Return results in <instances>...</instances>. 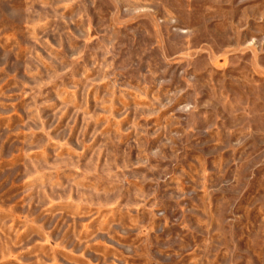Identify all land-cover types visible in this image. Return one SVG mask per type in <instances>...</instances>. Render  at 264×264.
Here are the masks:
<instances>
[{
    "label": "rangeland",
    "instance_id": "obj_1",
    "mask_svg": "<svg viewBox=\"0 0 264 264\" xmlns=\"http://www.w3.org/2000/svg\"><path fill=\"white\" fill-rule=\"evenodd\" d=\"M0 264H264V0H0Z\"/></svg>",
    "mask_w": 264,
    "mask_h": 264
}]
</instances>
